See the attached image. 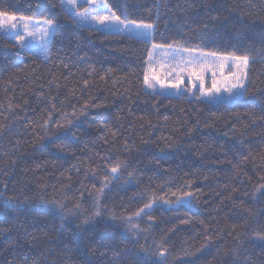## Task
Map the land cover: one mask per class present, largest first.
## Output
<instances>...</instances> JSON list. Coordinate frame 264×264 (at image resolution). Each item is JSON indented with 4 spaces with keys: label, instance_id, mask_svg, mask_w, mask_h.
<instances>
[{
    "label": "trees",
    "instance_id": "1",
    "mask_svg": "<svg viewBox=\"0 0 264 264\" xmlns=\"http://www.w3.org/2000/svg\"><path fill=\"white\" fill-rule=\"evenodd\" d=\"M105 1L156 22L158 42L195 45L207 31L208 50L256 56L248 91L207 106L147 94L150 45L78 26L61 0H0L9 14L56 25L48 60L0 36V264H154L158 246L167 264H264V0ZM74 110L77 139L62 149L65 129L42 125ZM105 157L127 168L94 216L111 175ZM189 190L190 208L158 200L151 219L133 215L154 195ZM53 201L73 213L63 227Z\"/></svg>",
    "mask_w": 264,
    "mask_h": 264
},
{
    "label": "snow or ice",
    "instance_id": "2",
    "mask_svg": "<svg viewBox=\"0 0 264 264\" xmlns=\"http://www.w3.org/2000/svg\"><path fill=\"white\" fill-rule=\"evenodd\" d=\"M61 8L73 18L78 26L86 27L89 31L103 32L106 35L119 36L145 46L150 45L145 61L148 67L143 74V87L147 94L163 96L171 102L172 100H182L186 92H191L189 103L195 100L198 104L207 106L237 100L246 95L248 91L249 69L251 64L256 62V56L248 52L225 55L215 49L208 50L205 44L206 38L210 39L207 31L198 35L199 43L195 45L190 40L163 41V36V42H158L156 40V22L131 18L126 13L118 15L105 0H61ZM158 19L159 12H157ZM209 27L207 24L204 26L205 29ZM55 30L56 25L52 20L45 19L43 22H37L31 17H17L0 9V36L14 41L15 45L19 47L21 55L27 53L38 57L42 56L48 60L55 38ZM261 56H264V51L261 52ZM261 62H264V59ZM225 68L228 69L227 75H225ZM209 73L211 74L210 85L206 82V76ZM185 79L190 87L182 88ZM87 83L85 80L84 84ZM80 115H85V113L81 111ZM76 119L78 117L74 110L71 114L64 113L56 121L49 117L43 122L42 127L47 131V125L54 123L57 127L65 129V142L60 147L62 149L69 148L77 139L76 133L73 131ZM164 120L167 121L168 117L165 116ZM103 159L107 164H110L108 171L111 175L105 173L104 182L94 202V216L101 215L100 197L103 195L104 189L112 181L122 179L127 168L126 164L118 158L115 163L112 162V157ZM127 175L130 178L133 177L132 173H127ZM257 191L260 193L259 198L264 199V184H261ZM172 196L175 197L174 201L165 199L164 196L154 195L133 215L140 217L143 213L151 219V213L146 210L152 209L158 200H162L163 204L167 205V211L178 212L181 208H190L195 199L190 190L179 195L172 192ZM8 206H10L9 201H5V207ZM66 208L67 205L57 201H53L51 204V212L53 215H59L61 227H63V222L73 215L72 212H67ZM116 218L113 214V219ZM91 219L92 217H87L83 223L86 224ZM126 223L132 228L137 227L133 224L131 216L127 218ZM135 234H138V230ZM256 237L264 241V233L257 232ZM166 251V249L162 250L159 246L157 247L160 259L154 264H167Z\"/></svg>",
    "mask_w": 264,
    "mask_h": 264
},
{
    "label": "rangeland",
    "instance_id": "3",
    "mask_svg": "<svg viewBox=\"0 0 264 264\" xmlns=\"http://www.w3.org/2000/svg\"><path fill=\"white\" fill-rule=\"evenodd\" d=\"M106 2V1H105ZM107 3V2H106ZM109 6V5H108ZM17 17H21V16H17ZM34 21H37V22H43L44 20H40V19H34V18H32ZM21 31H22V29H21ZM41 58H43L42 56H40ZM44 59V58H43ZM148 67V66H147ZM225 75H227L228 74V69L227 68H225ZM218 76H219V73L217 74ZM210 77H211V74L209 73V74H207V76H206V82H207V84L208 85H210V83H211V79H210ZM183 87H190L189 85H188V82H187V79H185V84L184 85H182V88ZM170 91H175V90H170ZM198 94V93H197ZM184 95H187L189 98H191V92H186ZM241 98V97H240ZM239 99V98H238ZM237 99V100H238ZM234 101H236V100H234Z\"/></svg>",
    "mask_w": 264,
    "mask_h": 264
}]
</instances>
